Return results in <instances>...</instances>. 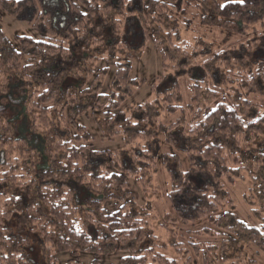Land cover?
Returning a JSON list of instances; mask_svg holds the SVG:
<instances>
[{
    "label": "trees",
    "instance_id": "trees-1",
    "mask_svg": "<svg viewBox=\"0 0 264 264\" xmlns=\"http://www.w3.org/2000/svg\"><path fill=\"white\" fill-rule=\"evenodd\" d=\"M62 1L58 22L39 0H0L17 19L35 9L38 40L21 38L15 50L0 30L10 51L0 52L1 90L9 71L20 74L31 90L15 100L24 105L14 114L18 136L27 129L50 148L43 169L31 171L29 141L0 135V264H81L82 254L116 250L121 264H264V0ZM147 17L171 73L151 102L121 111L132 95L131 60L150 36ZM106 59L117 70L108 93ZM182 80L191 86L187 105ZM88 112L103 114L105 138L122 136L124 146L92 150L77 122ZM227 184H247L258 226L239 218Z\"/></svg>",
    "mask_w": 264,
    "mask_h": 264
},
{
    "label": "rangeland",
    "instance_id": "rangeland-1",
    "mask_svg": "<svg viewBox=\"0 0 264 264\" xmlns=\"http://www.w3.org/2000/svg\"><path fill=\"white\" fill-rule=\"evenodd\" d=\"M122 1L131 4L143 5V6L147 5L148 3V0H122ZM218 1L222 2L223 0H218ZM39 2H40L39 6L41 9H44V12H51L56 17V20L58 22H62V17L64 16V12L62 10V3H63L62 0H39ZM207 6L212 10H214L215 8L213 2H209ZM34 12L35 9L33 8L27 9L25 12L21 13L20 16L21 19H17L7 12L4 5L0 4V30L2 36H4V38L8 40L9 43L12 45L11 48L15 50H20L21 38H31L33 40H38L40 38V32L34 28V23L33 22L31 23V21L34 18L33 17ZM136 12H139V10L135 9V13ZM143 20L144 18L142 19V21ZM147 22H148V30H149L148 32H150V36L147 38L143 48L139 49L135 57L131 60L130 71L128 75V86L132 90V95L123 101L120 107L121 111H126L129 110L130 108L133 109L135 107L142 106L145 103L151 102L155 98V88L161 87L162 86L161 82H163V78H166V76L168 77V73L169 74L171 73L170 71H168L167 73V70L164 68L162 55L155 48L153 33L157 29L156 25L149 20V17H147ZM41 31L44 32V29H42ZM210 47L214 51V46L211 45ZM7 48L9 47H4L0 45V52H2L5 56L10 52L9 49ZM222 48L223 50H226L227 48H229V46H225ZM211 55L213 56V54ZM207 60L208 58L202 60V63L203 64L206 63ZM25 61H27L26 58H24L23 60V65L26 64ZM215 63H216V59L211 60L210 62H208V64H205L210 72L216 71ZM85 66L87 67V70L90 68L88 65ZM99 68L106 69L104 87H105V92L108 93L110 91L114 77L117 72L115 64L112 60L110 61L106 59L99 64ZM72 73H75L74 69H72ZM18 76H20V74L11 73L9 71L7 80H9L8 81L9 85L12 84L14 92L10 91L11 89L7 90L6 86L2 88L4 92H0V116H1L0 122L2 124V125L0 124V135L2 136L6 135L9 138H21L18 136L19 123L14 120L15 116L13 111H15L16 107L17 108L19 107L18 104L15 103V100L19 102L20 99L22 97H25L27 92H29L28 90H31L30 87L23 85L22 82H20L21 76L20 79ZM19 82L21 84H19ZM67 82L73 83L74 81H70L69 79H67ZM181 82H182V92L185 101L184 105H187L186 103H190L192 101L191 86L189 82L186 80H182ZM2 83L3 80L0 78V87L2 86ZM211 89L214 88L211 87ZM202 98L205 99L206 101H210L211 94L209 92H203ZM103 121H106V119L101 113L98 114L97 116H94L92 112H88L87 114L80 115L77 117V122L85 126L87 128L89 135L93 138L91 142L92 150H94L95 152L109 151L113 153L119 150L120 148H122V146H124V139L122 136H115L113 139L105 138L104 132L102 131L101 127L98 124V122H103ZM104 125H106V123H104ZM5 128L7 129V131H9L8 133L5 132ZM29 131L32 132V129H29ZM23 132H25V128H23ZM23 138H25L30 143V146L28 144V146L26 147V149H28L29 151V154L34 151L29 158L31 171H35L36 167L37 169L39 168V170H42L43 167L46 165L44 164L43 166L42 163L45 161L44 157H48V153L50 151V148L47 146V142L44 143V145H42L41 139H35V140L31 139L27 129ZM50 162L48 163L50 168L55 171H58L60 165H57L56 163L53 162H51L53 165L52 164L50 165ZM55 164L56 166H54ZM169 181L170 178L166 176V174H164V184L166 185L164 189L165 192L166 191L168 192L171 188ZM128 182L130 184V190L133 193V195L136 197L137 202L140 205H142L144 203V198L142 197V193L140 191L139 186L134 181V179H128ZM226 186L229 189L231 197L236 203L237 213L239 218L249 226H254V227L258 226L259 225L258 219L253 215V213L251 212L250 208L246 205L244 200V195L247 194L249 190V188H247V184H237V185L227 184ZM88 195L89 194L83 190V192H81L80 194V197L84 199V197L88 198L89 197ZM31 255L36 256V259H39L40 257V255H38L37 248H35L32 251ZM67 256L70 255L60 254L59 260H64L65 257L66 259H68ZM124 256H125L124 252H122L121 250H116L114 253L110 255H102L97 258L91 254H82L79 260L81 264H91L94 262L95 259H97L100 264H121V259Z\"/></svg>",
    "mask_w": 264,
    "mask_h": 264
},
{
    "label": "crops",
    "instance_id": "crops-1",
    "mask_svg": "<svg viewBox=\"0 0 264 264\" xmlns=\"http://www.w3.org/2000/svg\"><path fill=\"white\" fill-rule=\"evenodd\" d=\"M12 84L11 85H9L8 83L6 84V88H7V90L8 89H12ZM1 88V87H0ZM0 92H3L1 89H0ZM20 102H21V100H20ZM19 106V105H18ZM23 107H24V105H20L18 108L16 107L15 108V111H13L14 112V114H15V112L17 111V113H20V112H22L23 111ZM15 116V115H14Z\"/></svg>",
    "mask_w": 264,
    "mask_h": 264
}]
</instances>
